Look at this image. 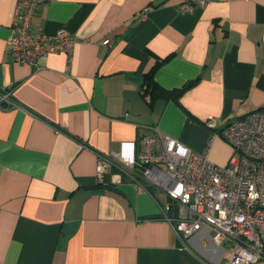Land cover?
I'll return each mask as SVG.
<instances>
[{
  "label": "crops",
  "instance_id": "obj_1",
  "mask_svg": "<svg viewBox=\"0 0 264 264\" xmlns=\"http://www.w3.org/2000/svg\"><path fill=\"white\" fill-rule=\"evenodd\" d=\"M181 0H49L31 26L76 38L70 56L39 58V68L7 51L15 0H0V264H222L230 254L203 228L175 230L177 206L153 186L98 155L138 145L157 128L224 165L221 126L264 106V0H208L181 12ZM148 8L143 19L136 14ZM157 61L166 89L198 79L177 100L150 107L142 74ZM116 176V180L112 179Z\"/></svg>",
  "mask_w": 264,
  "mask_h": 264
},
{
  "label": "built area",
  "instance_id": "obj_2",
  "mask_svg": "<svg viewBox=\"0 0 264 264\" xmlns=\"http://www.w3.org/2000/svg\"><path fill=\"white\" fill-rule=\"evenodd\" d=\"M49 0H15L7 51L17 62L39 68V58L58 52L70 56L76 38L65 29L49 35L31 26L36 7ZM208 0H181L178 10L190 12ZM148 8L139 11L145 18ZM2 102L13 104L9 90ZM211 138L220 136L231 147L224 165L207 153L190 149L178 138L155 127L142 133L137 144L122 141L118 151L98 155L99 179L114 168L141 186L164 192L177 206L175 230L181 238L205 228L212 241L230 250L222 264H264V106L236 116L223 125L208 117ZM116 180V176L112 175Z\"/></svg>",
  "mask_w": 264,
  "mask_h": 264
},
{
  "label": "trees",
  "instance_id": "obj_3",
  "mask_svg": "<svg viewBox=\"0 0 264 264\" xmlns=\"http://www.w3.org/2000/svg\"><path fill=\"white\" fill-rule=\"evenodd\" d=\"M161 61L154 63L151 68L142 74V81L140 86L141 96L147 101V104L152 107L154 102L158 99H173L178 97L190 86H192L198 79L191 80L181 87L166 89L159 85L154 79V73Z\"/></svg>",
  "mask_w": 264,
  "mask_h": 264
}]
</instances>
